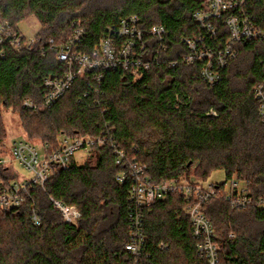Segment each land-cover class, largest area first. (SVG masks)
<instances>
[{
	"label": "trees",
	"instance_id": "16d2710c",
	"mask_svg": "<svg viewBox=\"0 0 264 264\" xmlns=\"http://www.w3.org/2000/svg\"><path fill=\"white\" fill-rule=\"evenodd\" d=\"M250 6L264 28V0H251ZM202 8L196 0H0L3 18L17 30L30 15L41 25L31 49L9 48L0 56V149L6 137L4 107L18 110L28 136L48 151L59 147L62 136L105 133L130 159L146 164L156 182L204 180L224 169L227 180L245 183L253 202L233 207L226 199V182L213 183L216 196L202 208L215 229L217 264H264V205L259 203L264 197V121L254 96V87L264 80V42L236 44L237 57L220 69L216 83L208 84L201 75L205 60L183 61L189 53L183 40H195L197 51L217 53L229 33L222 21L216 34L210 33L194 16ZM130 15L138 17L146 40L153 25L168 30L165 48L141 77L134 80L132 71L123 68L92 71L78 77L51 107L22 106L25 98L42 100L43 79L65 71L48 49L50 39L63 44L78 25L84 26L80 48L90 51ZM210 109L217 115H209ZM122 168L110 143L98 146L83 163L72 158L66 168L54 166L45 188L36 185L18 208L0 206V264H135L125 248L130 183L118 180ZM17 177L0 164V188ZM50 197L76 206L79 222H64ZM186 205L182 195L169 194L143 209L151 255L139 264H208L198 252ZM161 241L169 248L160 250Z\"/></svg>",
	"mask_w": 264,
	"mask_h": 264
},
{
	"label": "built area",
	"instance_id": "2783aa9c",
	"mask_svg": "<svg viewBox=\"0 0 264 264\" xmlns=\"http://www.w3.org/2000/svg\"><path fill=\"white\" fill-rule=\"evenodd\" d=\"M196 1L201 2L203 8L194 16L210 33L216 34L217 23L220 21L229 33L224 48L217 53L210 49L197 51L195 40H183L189 49V53L183 56V61L190 64L196 59L205 60L201 75L208 84H214L220 77V69L224 68L230 59L237 57L238 51L235 45L251 40L264 42V28L258 26L254 20V11L250 6L251 0ZM85 33V27L78 25L67 42L55 44L53 38L49 40L48 49L64 65L65 71L61 76L45 77L42 81L45 88L42 100L25 98L22 103L24 108L38 110L51 107L73 86L78 77L88 72L123 68L132 71L134 80L141 77L144 70L152 65V59L157 58V53L165 48L163 41L168 30L164 25H153L148 30L151 38L146 40V32L141 28L138 17L126 16L120 21L114 35L102 37L99 45L90 51L80 48ZM34 43L35 38H26L8 19L3 18L0 10V56L4 57L9 48L17 51L31 49ZM177 63L172 61V65ZM100 78L98 77V80ZM254 96L259 102V113L264 121V80L254 87ZM208 114L217 115V112L210 109ZM109 143L114 149L116 164L123 167L117 176L118 180L121 183L127 181L130 183L128 212L130 237L125 248L135 258V264H139L141 258L151 255L148 236L144 231L143 209L169 194H180L185 198L187 205L184 210L190 218L193 236L197 239L198 252L208 264H217L220 252L214 240L215 229L202 208L216 196L215 186L213 184L205 186L203 180L194 176L156 182L150 176L146 164L130 159L124 149L118 147L115 142H109L105 133L78 138L62 136L57 149L48 151L46 147H42V154L37 144L28 139L14 141L11 154L0 159V164L11 166L15 161L28 169L30 176L17 177L9 184L1 186L0 206L5 209L18 208L26 201L30 190L36 185L45 188L54 166L66 168L77 151L82 150L90 155L98 146ZM50 198L55 210L61 213L64 222L70 224L79 222L81 212L76 206L66 205L53 197ZM226 199L236 208H247L253 202L248 188L239 187L236 178L226 193ZM259 203L264 205V197ZM32 219L35 224H39L41 220L36 213L33 214ZM158 248L166 250L169 248V243L161 241Z\"/></svg>",
	"mask_w": 264,
	"mask_h": 264
},
{
	"label": "rangeland",
	"instance_id": "374dc122",
	"mask_svg": "<svg viewBox=\"0 0 264 264\" xmlns=\"http://www.w3.org/2000/svg\"><path fill=\"white\" fill-rule=\"evenodd\" d=\"M18 27L21 30V32L25 35L26 38L32 39L35 38L36 33L40 30L41 25L39 20L33 16L30 15L29 17L21 20L18 23ZM2 111V117L4 120L5 128H6V137L4 138V144L0 149V159L5 158L6 156H9L8 154L10 151L12 152V144L14 141H17L19 139H32L34 142L37 143V147L40 151V153H43V148L39 144V140L35 137H29L27 132L25 131L23 127V121L21 119L20 112L18 110L12 109V108H1ZM74 158L77 163H83L87 158L88 154L82 150L77 151L74 154ZM11 167V171L13 173H18V178L22 177H29L30 171L26 169L24 166L20 165L17 162H13ZM234 179L227 180L226 177V171L224 169H217L210 173L208 177H206L203 182L205 186H209L213 183H225V190L228 191L231 188L232 181ZM238 186L244 187L245 183L238 180Z\"/></svg>",
	"mask_w": 264,
	"mask_h": 264
}]
</instances>
